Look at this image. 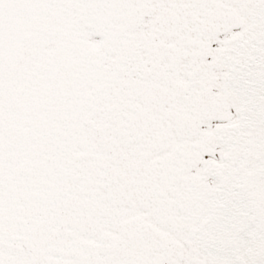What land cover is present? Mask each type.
I'll use <instances>...</instances> for the list:
<instances>
[{"label": "snow or ice", "instance_id": "snow-or-ice-1", "mask_svg": "<svg viewBox=\"0 0 264 264\" xmlns=\"http://www.w3.org/2000/svg\"><path fill=\"white\" fill-rule=\"evenodd\" d=\"M0 264H264V0H0Z\"/></svg>", "mask_w": 264, "mask_h": 264}]
</instances>
